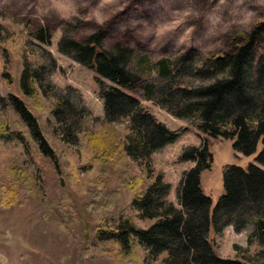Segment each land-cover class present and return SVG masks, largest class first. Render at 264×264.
Masks as SVG:
<instances>
[{"label":"rangeland","instance_id":"374dc122","mask_svg":"<svg viewBox=\"0 0 264 264\" xmlns=\"http://www.w3.org/2000/svg\"><path fill=\"white\" fill-rule=\"evenodd\" d=\"M261 23L264 0H0V24L18 33L19 44L32 62L51 69V82L58 89L71 86L80 91L82 106L92 113L90 125L96 131L100 126L94 119L104 117L98 82L112 84L61 54L58 44L64 36L85 42L90 35L103 31L105 49L133 51L129 69L139 76L140 87L130 94L170 130L187 129L175 143L153 153L150 166H140L119 153L112 162L86 170L94 164L89 144L82 140L77 148L55 132L51 102L40 97L36 105L23 94V60L11 59L10 68L3 69L0 43V94H12L30 108L49 146L56 151L54 158L39 157L21 120L10 111L0 118V124L10 125L9 133L25 136L24 143L0 141V264H159L160 258H151L138 243L129 257L122 255L117 244H94L99 226L112 228L123 215L129 214L141 229L154 223L141 219L132 201L159 174L170 186L169 201L182 209L176 191L184 173L195 163L182 161L181 155L187 147H201L204 140L192 119L174 118L166 108L147 100L143 88L160 82V60H173L187 52L203 57L226 53L237 30L250 32ZM42 29L49 30V46L29 37L30 32ZM256 55L258 60L264 59V39L256 46ZM3 72L11 74V82ZM234 143L218 138L209 144L213 164L202 174L200 183L212 202L211 212L225 194L228 168L247 169L254 164L264 170L255 161L257 154L244 156L234 150ZM10 184L18 193L16 202L7 205L2 198L3 185ZM242 214L221 233H214L210 227L208 239L223 259L264 264V242L256 232V213Z\"/></svg>","mask_w":264,"mask_h":264},{"label":"trees","instance_id":"16d2710c","mask_svg":"<svg viewBox=\"0 0 264 264\" xmlns=\"http://www.w3.org/2000/svg\"><path fill=\"white\" fill-rule=\"evenodd\" d=\"M29 37L51 45L48 29L30 32ZM105 37L103 31L90 35L85 42L64 36L58 44L61 54L112 84L98 82L104 117L94 121L100 131L90 125L92 113L82 106L80 91L71 86L58 89L51 82V69L32 62L19 44L18 33L0 24L2 66L10 68L11 59L22 58L23 94L36 105L40 97L51 102L50 116L57 124L55 132L60 133L65 143L77 148L82 140L89 144L94 164L86 166V170L93 169L95 164L98 167L112 162L119 153L140 166H150L152 154L175 143L187 129L170 130L130 94L140 87L139 76L129 69L134 53L120 47L105 49ZM263 39L264 23H261L250 32L237 30L226 53L203 57L187 52L173 60L158 62L160 82L144 86L146 99L166 108L176 119H192V125L204 137L201 147H187L181 155L182 161L195 163L184 173L176 191L182 209H176L169 201L170 186L159 174L132 201L139 217L154 223L141 229L129 214L123 215L112 228L101 224L94 244H117L122 255L129 257L138 243L151 258H160L159 264H243L218 256L208 234L210 227L214 233H221L233 225L237 216H243L242 212L250 211L256 213V232L264 242V170L254 164L247 169L228 168L224 175L225 194L212 212V202L203 194L200 183L202 174L213 164L209 149L213 139L235 140L236 152L247 157L257 154L256 163L264 166V59L258 60L256 55V46ZM51 61L55 69L52 57ZM2 75L12 81L10 73ZM8 111L25 125L39 157H56L30 108L12 94H0V118ZM9 126L0 124V141L24 143V134L9 133ZM3 188V202L14 204L16 187L10 184Z\"/></svg>","mask_w":264,"mask_h":264}]
</instances>
